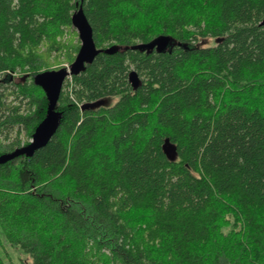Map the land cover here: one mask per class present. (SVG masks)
Segmentation results:
<instances>
[{
	"label": "trees",
	"instance_id": "trees-1",
	"mask_svg": "<svg viewBox=\"0 0 264 264\" xmlns=\"http://www.w3.org/2000/svg\"><path fill=\"white\" fill-rule=\"evenodd\" d=\"M79 6L102 52L0 164V264H264V0H0V157L78 56Z\"/></svg>",
	"mask_w": 264,
	"mask_h": 264
},
{
	"label": "water",
	"instance_id": "water-1",
	"mask_svg": "<svg viewBox=\"0 0 264 264\" xmlns=\"http://www.w3.org/2000/svg\"><path fill=\"white\" fill-rule=\"evenodd\" d=\"M72 25L78 32L81 42L78 56L68 67L45 71L35 77L36 85L42 88L48 100L46 117L38 126L30 144L11 154L1 156L0 164H4L22 155H32L36 150L45 146L51 140L59 124V114L56 111V107L66 78L80 73L85 63H91L95 57L102 52L101 49L97 48L94 42L93 31L82 6H79L78 10L73 14ZM261 25H264V21ZM170 43L171 39L169 36H160L150 43L139 45V47L141 49H156L158 52H163L168 49ZM129 81L134 87L140 84V77L136 71L133 70L130 72ZM105 103L106 101L101 100L96 102L93 107H98ZM165 148L169 158L173 159L175 152L170 145L168 146V142H166Z\"/></svg>",
	"mask_w": 264,
	"mask_h": 264
},
{
	"label": "rangeland",
	"instance_id": "rangeland-1",
	"mask_svg": "<svg viewBox=\"0 0 264 264\" xmlns=\"http://www.w3.org/2000/svg\"><path fill=\"white\" fill-rule=\"evenodd\" d=\"M213 43V40L212 39H209L206 41V44H212ZM57 67L59 66H63V67H66V66H69L67 64V62H63L61 64H58L56 65ZM21 77L20 75H17L16 76V81H20L21 80ZM115 99H111L110 101L107 102V104H112L114 103ZM7 248L6 250L9 252V255H10V260L8 262V264H30L31 263V258L28 254H26L23 250L21 249H18V248H13L9 245H7ZM1 253L3 255H5V250L3 249H0Z\"/></svg>",
	"mask_w": 264,
	"mask_h": 264
},
{
	"label": "built area",
	"instance_id": "built-area-1",
	"mask_svg": "<svg viewBox=\"0 0 264 264\" xmlns=\"http://www.w3.org/2000/svg\"><path fill=\"white\" fill-rule=\"evenodd\" d=\"M66 67H68V66H66Z\"/></svg>",
	"mask_w": 264,
	"mask_h": 264
}]
</instances>
